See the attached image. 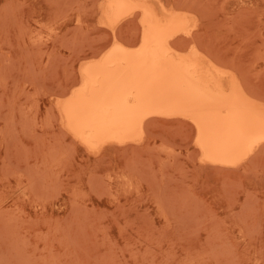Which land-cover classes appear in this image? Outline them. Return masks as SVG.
<instances>
[{
    "label": "rangeland",
    "instance_id": "374dc122",
    "mask_svg": "<svg viewBox=\"0 0 264 264\" xmlns=\"http://www.w3.org/2000/svg\"><path fill=\"white\" fill-rule=\"evenodd\" d=\"M186 1L198 12L185 42L219 55L264 97V1ZM0 6V161L14 173L0 169V213L12 212L7 224L0 215V227L11 226L1 227L0 264H264L262 153L237 165L206 162L181 115H150L141 142L98 150L60 127L56 98L82 80L83 57L113 34L133 42L135 15L110 27L99 0Z\"/></svg>",
    "mask_w": 264,
    "mask_h": 264
},
{
    "label": "bare ground",
    "instance_id": "6f19581e",
    "mask_svg": "<svg viewBox=\"0 0 264 264\" xmlns=\"http://www.w3.org/2000/svg\"><path fill=\"white\" fill-rule=\"evenodd\" d=\"M189 2L176 0L169 7L161 4L160 9L154 0H99L98 8L106 25L115 27L124 18L135 15L139 27L133 42L113 34L96 54L87 59L84 56L80 83L75 81L71 88L58 93L55 107L59 125L71 135L73 143L75 139L88 149L98 150L109 141H137L142 137L148 116L181 115L190 122L198 156L206 162L237 165L257 152L264 156V97L236 77L231 64L217 61L219 55L202 56L197 47L185 42L189 39L186 33H192L191 17H195L198 7ZM65 131L61 133L63 136ZM5 169L1 172L3 176L13 173L7 168L9 172L6 170L4 174ZM8 216L4 218L9 219ZM7 219L2 223L7 224ZM1 235L0 241L4 236Z\"/></svg>",
    "mask_w": 264,
    "mask_h": 264
}]
</instances>
